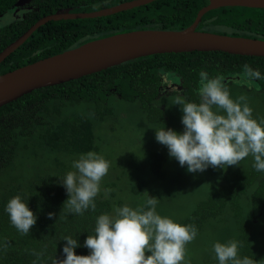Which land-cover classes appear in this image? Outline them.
<instances>
[{
  "label": "trees",
  "instance_id": "trees-1",
  "mask_svg": "<svg viewBox=\"0 0 264 264\" xmlns=\"http://www.w3.org/2000/svg\"><path fill=\"white\" fill-rule=\"evenodd\" d=\"M17 1L0 0V19L10 15V21L0 24V51L47 14L69 8L100 10L129 0H31L37 10L16 18L9 10ZM207 2L154 0L108 15L47 21L0 62V74L95 38L135 29H182ZM196 28L264 39V8L212 9ZM244 65L259 70L262 78L247 77ZM201 71L209 78H222L233 99L246 96L253 117L264 118V56L222 51L139 57L36 88L1 105L0 264H52L53 259L65 258V237L78 240V255H88L84 241L94 234L101 214L115 216L124 205H145L150 196L158 200V214L198 229L182 264H219L213 245L233 239L242 244L240 258L264 264V171L254 168V157L249 155L237 166H209L190 173L156 140L157 130L177 131L182 125L176 97L199 102ZM164 74L180 80V87L164 91ZM122 121L130 124L128 138L116 129ZM89 151L103 155L110 168L101 181L95 210L69 213L63 209L69 194L60 180L75 171L73 162ZM16 195H22L37 216L26 235L5 211ZM49 213L55 215L49 219Z\"/></svg>",
  "mask_w": 264,
  "mask_h": 264
},
{
  "label": "clouds",
  "instance_id": "clouds-1",
  "mask_svg": "<svg viewBox=\"0 0 264 264\" xmlns=\"http://www.w3.org/2000/svg\"><path fill=\"white\" fill-rule=\"evenodd\" d=\"M243 67L247 77L262 78L259 70H253L249 65ZM200 77L199 102L187 101L183 96L175 99V104L182 107L184 131L159 129L156 140L167 146L169 155L182 167L187 165L190 173L203 172L209 166H237L249 155L254 157V168L264 171V118L257 120L253 117V109L246 96L233 99L222 78H209L205 71L200 72ZM175 79L164 74L161 88L166 91L180 87L181 81ZM168 80H174L177 85L168 88ZM72 167L75 171H69L60 180L69 194L63 209L80 215L89 208L94 211L95 198L100 192L103 177L109 171L110 161L89 151L75 160ZM157 204L156 197L150 196L145 205L136 208L124 205L115 210V216L101 214L94 234L88 235L84 241L90 254L78 255L75 251L79 246L78 240L65 237V258L53 259L52 264H182L187 245L196 238L198 229L194 224H181L171 217L161 216L156 211ZM5 211L21 234H28L37 222L36 214L22 195L11 198ZM54 215L49 213V219ZM8 246L5 244V248ZM241 246V242L235 239L226 243L217 241L213 251L219 264H260L248 256L240 258Z\"/></svg>",
  "mask_w": 264,
  "mask_h": 264
},
{
  "label": "water",
  "instance_id": "water-1",
  "mask_svg": "<svg viewBox=\"0 0 264 264\" xmlns=\"http://www.w3.org/2000/svg\"><path fill=\"white\" fill-rule=\"evenodd\" d=\"M153 0H130L94 11H62L39 18L0 51V62L40 25L50 20L108 15ZM264 8V0H208L194 21L182 29H137L95 38L76 47L16 67L0 74V106L36 88L54 85L98 72L142 56L165 52L222 51L264 56V39L197 30L204 13L218 7Z\"/></svg>",
  "mask_w": 264,
  "mask_h": 264
},
{
  "label": "rangeland",
  "instance_id": "rangeland-1",
  "mask_svg": "<svg viewBox=\"0 0 264 264\" xmlns=\"http://www.w3.org/2000/svg\"><path fill=\"white\" fill-rule=\"evenodd\" d=\"M9 18H10V15H9V14L5 15V17H2V18L0 19V24H2V23H4V22L8 21ZM168 82L171 83V82H175V81H174V80H168ZM158 100H160V99H158ZM114 108H116V107L114 106ZM176 108L178 109V115H177V117L180 118V120H181V119H182L181 115L183 114V112H182V107H181L180 105L177 104ZM167 116H168L170 119H174V117H175L174 115H169V114H167ZM141 120H143V121L145 122L144 117H142ZM128 127H130V124H127V123H125V122L122 121V123L119 124V126H118L116 129H118V131H120V132L122 133L123 137H124V135H125V136L128 138L127 133H126V131L128 130ZM177 128H178V129H177L178 133H182V132L184 131V125H183V124H182V125H179ZM142 139H143V140L145 139V138H144V135H143V138H142ZM145 140H146V139H145ZM173 160H174V159H173ZM174 161H175V160H174ZM186 208H187V207H186Z\"/></svg>",
  "mask_w": 264,
  "mask_h": 264
},
{
  "label": "flooded vegetation",
  "instance_id": "flooded-vegetation-1",
  "mask_svg": "<svg viewBox=\"0 0 264 264\" xmlns=\"http://www.w3.org/2000/svg\"><path fill=\"white\" fill-rule=\"evenodd\" d=\"M31 0H18L14 5L12 9H10V14H14L17 17H25V14L28 13L30 10H37V7H33L31 5ZM228 7V6H226ZM12 15V16H14ZM10 21V20H9ZM177 85L176 82H171L169 85H167L168 88H171L172 86Z\"/></svg>",
  "mask_w": 264,
  "mask_h": 264
}]
</instances>
